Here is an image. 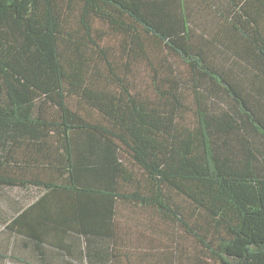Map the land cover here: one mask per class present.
Listing matches in <instances>:
<instances>
[{"label":"trees","instance_id":"1","mask_svg":"<svg viewBox=\"0 0 264 264\" xmlns=\"http://www.w3.org/2000/svg\"><path fill=\"white\" fill-rule=\"evenodd\" d=\"M24 133L61 180L12 176ZM0 183L98 208L113 262L264 264V0H0Z\"/></svg>","mask_w":264,"mask_h":264},{"label":"crops","instance_id":"2","mask_svg":"<svg viewBox=\"0 0 264 264\" xmlns=\"http://www.w3.org/2000/svg\"><path fill=\"white\" fill-rule=\"evenodd\" d=\"M23 136L17 139L22 148L12 176L61 180L58 166H38L33 136ZM91 206L78 207L67 190L0 183V264H127L125 258L113 262L93 255L91 241L103 243L107 237L99 225L102 211Z\"/></svg>","mask_w":264,"mask_h":264},{"label":"rangeland","instance_id":"3","mask_svg":"<svg viewBox=\"0 0 264 264\" xmlns=\"http://www.w3.org/2000/svg\"><path fill=\"white\" fill-rule=\"evenodd\" d=\"M94 22H95V26L97 28H103L105 26L100 21H94ZM109 39L110 38H108V40ZM116 42H117V40L114 41V43H116ZM141 72L144 73V74H146L147 73V70H142ZM181 241H182V245L186 246L187 248H190V251H191V254L189 256L190 257L189 258L190 261H188V260L186 261L185 260L184 261V264H196L195 261H194V257L195 258L196 257L197 258H200L201 254H202L200 248L198 247L197 241L191 239V236H189V235H186V237H183L181 239ZM203 260L205 261V264H219L218 262L213 261V259L212 260H209V259L204 258Z\"/></svg>","mask_w":264,"mask_h":264}]
</instances>
